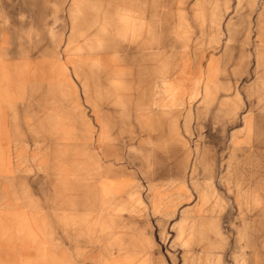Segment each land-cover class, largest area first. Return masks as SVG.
Instances as JSON below:
<instances>
[{"label": "rangeland", "instance_id": "obj_1", "mask_svg": "<svg viewBox=\"0 0 264 264\" xmlns=\"http://www.w3.org/2000/svg\"><path fill=\"white\" fill-rule=\"evenodd\" d=\"M258 5L262 0H0V95L24 101L18 174L25 185H55L24 189V213L48 195L58 213H80L81 183H89L90 203L101 164L104 176L130 172L133 211L163 216L156 222L169 261L182 255L184 264H255L257 240L264 247ZM13 60L32 65L16 73ZM112 108L134 124L119 125L115 140L103 124ZM98 132L115 155L96 157ZM181 198L170 217L167 203Z\"/></svg>", "mask_w": 264, "mask_h": 264}, {"label": "crops", "instance_id": "obj_2", "mask_svg": "<svg viewBox=\"0 0 264 264\" xmlns=\"http://www.w3.org/2000/svg\"><path fill=\"white\" fill-rule=\"evenodd\" d=\"M261 27L264 31V0L256 10L257 42ZM262 45H264V32H262ZM13 61L17 65L16 73L19 71L22 73L24 65H32L31 60ZM213 63L212 59L208 62L209 77L214 73ZM23 87L21 85V92ZM12 90L13 88L8 91ZM11 93L9 92L8 97ZM8 97L0 95V188L4 190L2 199L6 202L3 205L0 204L2 206L0 208V264H184L182 255L176 256V260L169 261L167 250L163 251L161 248L157 222H163V216L152 212L137 214L132 210L131 206L134 202H130L128 194L134 190L135 181L130 172L127 176H121L110 173L108 170V174L104 176V166L96 164L97 178H100V181H96L95 191H92L95 197L90 203L88 202L89 183L83 181L81 188L84 190L82 191L84 195L81 198L80 213L72 215L70 211L64 212L65 209L63 213H58L57 209H60L57 205L60 204L48 195L42 197L46 199L43 201L38 196V203L34 201L30 208L32 212L25 214L24 189H50L55 185L40 179L31 180L30 186L25 185L23 176H19L23 170L20 165L18 166L16 158L23 155V144L20 142L22 143L23 140L24 101H12ZM20 102L21 106H19ZM129 119L120 120L115 109L111 111L110 116L106 117L103 124L110 126L109 135L112 140L116 138L114 134L118 133L119 125L133 124ZM100 135L98 132L96 157L115 155L114 144L110 147L106 144L104 148L105 142ZM81 139L82 155L87 156V134H83ZM38 140L37 137L36 141ZM18 146L21 148L18 149ZM109 149L112 152L111 150L109 152ZM81 169L84 173L87 172V166ZM90 188L94 186L90 184ZM175 188V194H183L181 184L176 185ZM8 190H16V192L13 194ZM62 202L63 205L66 203L65 200ZM178 203L182 204V198L177 199L176 204L167 203L169 207L166 210H169L170 217L176 215L174 210ZM24 215L30 218L28 219V221L31 220L30 223L24 224ZM178 220L177 217L176 222ZM162 224L160 223V226ZM256 247L255 264H264V247L260 250L259 240ZM192 252H195L194 247ZM192 264H195L194 258Z\"/></svg>", "mask_w": 264, "mask_h": 264}]
</instances>
